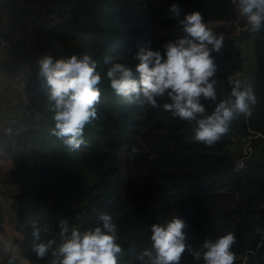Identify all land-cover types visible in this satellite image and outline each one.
I'll list each match as a JSON object with an SVG mask.
<instances>
[{"label": "trees", "instance_id": "obj_1", "mask_svg": "<svg viewBox=\"0 0 264 264\" xmlns=\"http://www.w3.org/2000/svg\"><path fill=\"white\" fill-rule=\"evenodd\" d=\"M172 4L181 9L179 19L199 11L207 26L223 36L221 52L212 54L218 66L212 78L217 103L230 95L228 78L235 71L257 98L251 115L234 119L230 131L212 146L195 142L193 125L171 112L124 103L106 79L114 63L134 69L140 48L163 54V45L182 36L169 12ZM45 5L60 23L51 30L33 26L29 45L22 48L24 66L14 61L10 71L26 75L24 101L14 105L21 121L5 145L13 165L9 181L19 188L14 224L20 236L14 244L21 260L53 264L61 221L85 230L106 212L117 226L119 264H147V257H139L151 249V225L173 217L187 224L190 249L200 250L205 239L232 232L234 264H264V30L252 33L231 0H46ZM243 44L253 49L246 58L238 48ZM72 55H89L102 81L98 118L84 130L86 144L70 152L52 135L54 102L39 71L45 56L58 60ZM247 59L256 64L250 80ZM166 102V96L159 101ZM202 103L208 113L214 110V103ZM244 139L252 161L238 172ZM34 228L40 230L39 240ZM50 240L56 244L38 258L34 245ZM21 260L0 254V264ZM181 264L203 260L195 261L186 251Z\"/></svg>", "mask_w": 264, "mask_h": 264}, {"label": "clouds", "instance_id": "obj_2", "mask_svg": "<svg viewBox=\"0 0 264 264\" xmlns=\"http://www.w3.org/2000/svg\"><path fill=\"white\" fill-rule=\"evenodd\" d=\"M233 2L252 33L264 30V0ZM169 12L178 20L182 36L163 45V54L148 47L140 48L134 69L125 63H114L106 79L124 103L171 112L193 125L195 142L212 146L230 131L234 119L251 115L257 98L252 86L240 78L230 95L217 103L216 81L212 78L218 66L212 54L221 52L223 36L207 26L199 11L186 13L179 19L181 9L178 4H172ZM39 76L46 82L49 99L54 102L52 135L68 151L80 149L86 144V126L98 118L96 106L101 99L102 77L96 62L89 55L58 60L45 56L40 61ZM165 96L169 102L161 105L159 101ZM202 100L214 103V110L208 113ZM97 221L85 230L70 228L66 221H61L60 243L52 252L58 259L53 264H119L122 248L117 243V226L112 216L100 212ZM187 227L178 217L153 223L151 249L144 250L139 259L144 261L147 257V264H181L185 252L190 251L194 260H203V264H234L232 247L236 238L232 232L205 239L200 250H196L188 244ZM33 236L40 239L38 228H34ZM54 244L55 240L37 243L33 251L38 258H43Z\"/></svg>", "mask_w": 264, "mask_h": 264}, {"label": "crops", "instance_id": "obj_3", "mask_svg": "<svg viewBox=\"0 0 264 264\" xmlns=\"http://www.w3.org/2000/svg\"><path fill=\"white\" fill-rule=\"evenodd\" d=\"M31 1L35 3L37 0ZM38 19V12L35 8L30 7L27 11V17L25 20L21 24L17 23L14 14L4 13L3 7L0 5V34L11 39L18 46L23 48L24 45H29L28 35ZM14 58V55L0 51V131H2L3 127L8 126L13 121V118L9 115L10 108L14 105L17 108L19 102L24 101L23 89L25 88V83L23 79L26 75L22 74L14 76L10 72L11 68L15 65ZM30 69V66H28V73H30ZM1 104L3 108H1ZM15 127L16 125L11 127L12 132ZM12 167L11 155L6 152V147L0 145V197L3 195L2 190L4 189L7 191L6 198H8V200H5V205L8 204L7 208L0 211V226L2 222L5 224L9 222L10 225L14 222V195L18 194L19 188L17 185L12 184L9 181L8 173ZM3 178H5L4 180L6 181L4 183L2 182ZM20 238L21 237H19V239ZM25 263L28 264L27 262Z\"/></svg>", "mask_w": 264, "mask_h": 264}, {"label": "built area", "instance_id": "obj_4", "mask_svg": "<svg viewBox=\"0 0 264 264\" xmlns=\"http://www.w3.org/2000/svg\"><path fill=\"white\" fill-rule=\"evenodd\" d=\"M46 0H37L35 3H33L31 0H0V5L3 7L4 13H13L15 20L17 23H22L25 18L27 17V11L30 7H33L38 12L39 19L35 23V26H44L47 30H51L54 28V26L58 25L60 23V20L57 18V15H55L53 12L50 11V7L48 5H45ZM233 4V0H231ZM248 26V25H247ZM0 51L6 52L8 54L15 56V61L18 62L20 66H24L23 57V49L18 46L14 41L11 39H8L0 34ZM27 68V66H26ZM241 78V72L236 71L233 75L229 77L230 83L234 85L235 81L237 79L240 80ZM10 116L13 117V121L11 124H9L6 127L2 128V131H0V145L2 147H5V145L8 144L7 136H9L12 131L11 127L16 125V123L21 121V118L19 117V114L14 111V106L10 109ZM230 138L231 141H236L237 139L230 135L228 139ZM242 142H246L244 139ZM252 161L251 159V153L246 154L243 159H241L237 165L236 170L238 172H244L247 168V164ZM6 205L2 203V198L0 197V208L4 209ZM10 250V252L7 253V251ZM19 247L14 244V238L11 236L7 230L1 226L0 227V254L1 252H6L7 254L11 255L13 258L17 260H21L19 256ZM246 261V258L244 262ZM21 264H23L21 262Z\"/></svg>", "mask_w": 264, "mask_h": 264}, {"label": "rangeland", "instance_id": "obj_5", "mask_svg": "<svg viewBox=\"0 0 264 264\" xmlns=\"http://www.w3.org/2000/svg\"><path fill=\"white\" fill-rule=\"evenodd\" d=\"M21 24V23H20ZM35 25V24H34ZM218 24H215V26H217ZM55 27V26H54ZM238 48L240 49V51L242 52V57H244V58H246L247 57V54L249 53V52H252L253 51V49H249L246 45H238ZM251 50V51H250ZM246 68H247V72H246V79L247 80H250L252 77H253V72L255 71V68H256V64H255V62L253 61V63H251V62H249V60L247 59V64H246ZM1 108H3V106H2V104H1ZM11 109V108H10ZM249 153H251V150H250V148H249V144H248V142H246V145H245V147H244V155H246V154H249ZM5 178H3L2 180V182L4 183V182H6L5 180H4ZM3 191V195L1 196V198H2V203L5 205V200H8V198H6L7 197V191L6 190H2ZM10 202H11V200H10ZM14 202H15V204H16V200H14ZM7 206H8V204L5 206V208H7ZM2 210H4V209H1L0 208V211H2ZM14 217H15V214H14ZM5 220H7V219H5ZM1 226H3L6 230H7V232L11 235V236H13V238H15L17 235L19 236V234L17 233V231H16V226H15V224H14V222H13V224L12 225H10V223L9 222H7V224H5L4 222H2V224H1ZM0 226V227H1ZM8 252H10V250H8L7 251V253ZM2 254H4V252H1ZM6 252H5V254H7ZM22 261V263L23 264H26L23 260H21Z\"/></svg>", "mask_w": 264, "mask_h": 264}]
</instances>
